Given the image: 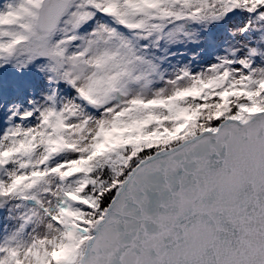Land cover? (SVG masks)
Wrapping results in <instances>:
<instances>
[{
	"label": "snow or ice",
	"instance_id": "snow-or-ice-1",
	"mask_svg": "<svg viewBox=\"0 0 264 264\" xmlns=\"http://www.w3.org/2000/svg\"><path fill=\"white\" fill-rule=\"evenodd\" d=\"M0 264H264V0H0Z\"/></svg>",
	"mask_w": 264,
	"mask_h": 264
}]
</instances>
